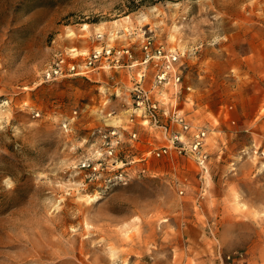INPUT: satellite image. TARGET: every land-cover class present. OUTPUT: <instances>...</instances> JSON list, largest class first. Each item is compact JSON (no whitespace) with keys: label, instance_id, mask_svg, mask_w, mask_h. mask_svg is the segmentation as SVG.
Masks as SVG:
<instances>
[{"label":"rangeland","instance_id":"1","mask_svg":"<svg viewBox=\"0 0 264 264\" xmlns=\"http://www.w3.org/2000/svg\"><path fill=\"white\" fill-rule=\"evenodd\" d=\"M258 14L264 0H0V264H264V79L224 72ZM144 30L179 56L180 88L155 97L206 129V169L166 115L181 142L153 154L170 142L133 113L142 64L43 79L99 43L142 55Z\"/></svg>","mask_w":264,"mask_h":264},{"label":"built area","instance_id":"2","mask_svg":"<svg viewBox=\"0 0 264 264\" xmlns=\"http://www.w3.org/2000/svg\"><path fill=\"white\" fill-rule=\"evenodd\" d=\"M142 68L139 70L138 76L131 88L132 107L135 116L141 118L143 124L150 127L162 128L168 136L170 144L154 150L153 154L158 157L170 151L176 143L181 142L180 136L175 132L171 133L167 124L161 122V115H166L170 124H175L185 133L190 134V142L187 146L181 145L178 151H187L201 170L207 166V152L204 149L206 129L192 125L182 112L173 105L172 108L163 109L161 100L155 97V93L163 86L170 85L177 88L181 85V68L179 64V56L176 52L164 48L162 45H156L153 37L142 32ZM100 37V35H98ZM82 54H62L56 55L53 63L44 70L43 79L45 81H53L64 77L86 75L89 71L95 69H111L123 66H132L135 61L131 50L128 47L115 48L108 44H104L99 48L92 49L89 53L83 54L81 62L77 61ZM127 58L130 63L124 61ZM149 68L153 69L151 84L147 86L145 80L148 75ZM133 121V116H131ZM117 135L116 130H110L103 136ZM132 136H136V132H132ZM118 140H116V143ZM107 153L113 152V146H108ZM150 153V152H149Z\"/></svg>","mask_w":264,"mask_h":264},{"label":"crops","instance_id":"3","mask_svg":"<svg viewBox=\"0 0 264 264\" xmlns=\"http://www.w3.org/2000/svg\"><path fill=\"white\" fill-rule=\"evenodd\" d=\"M246 12L250 13L251 10L248 9V10H246ZM248 22L253 23L254 28H251L250 38H247L248 49L246 51L242 52L241 54H239L240 58H238V59L241 60L242 66L236 65L235 57L229 58V56H228L227 64L225 66L224 72L228 73V74H230L232 72L233 74H235L237 71V74H239V75L248 76V78L251 80V82H254V81L258 82V81L264 79V17H262L261 14H258L257 16H254V17L250 16V18L248 19ZM255 27H256V29H255ZM101 46H102V44L99 43V45L96 46L95 48H99ZM136 48L138 49L139 45H137ZM142 57H143V54L141 55V53H138L137 55H135V62L130 67H134V65H141ZM124 61L129 62V60L127 58H124ZM179 64H180V59H179ZM126 67H129V66H126ZM141 68L142 67H140L138 69V72L135 73L136 74V75H134L135 80H136L138 73H139V70ZM150 70L153 73V69L149 68L148 71L150 72ZM125 84H127V83L125 82ZM180 86L181 85H179V88H180ZM116 88H118V87H116ZM162 88H163L162 90H164V88H166V86H163ZM159 99L162 102H166L163 95L161 97H159ZM163 99H164V101H163Z\"/></svg>","mask_w":264,"mask_h":264}]
</instances>
